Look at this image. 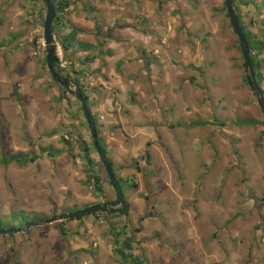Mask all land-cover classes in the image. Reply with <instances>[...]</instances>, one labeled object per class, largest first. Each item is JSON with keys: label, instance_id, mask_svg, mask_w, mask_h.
Listing matches in <instances>:
<instances>
[{"label": "rangeland", "instance_id": "1", "mask_svg": "<svg viewBox=\"0 0 264 264\" xmlns=\"http://www.w3.org/2000/svg\"><path fill=\"white\" fill-rule=\"evenodd\" d=\"M72 1L61 21L88 32L81 33V43L97 49L77 46L67 62L56 37L57 52L89 97L100 144L124 180L131 211L127 219L97 213L39 225L112 202L116 193L106 180L103 196L88 183L90 167L101 173L105 168L92 148L81 103L54 81L45 64L43 0H0V160L4 155L35 160L24 166L0 163V224L18 229L23 217L35 220L22 233L0 235V264H127L114 252L112 230L125 222L136 243L134 254H144L146 264H264V114L245 82L242 50L224 0H148L149 6L145 1L137 6L136 0L133 8L119 6L118 0ZM256 2L259 10L241 7L254 34L264 19V0ZM95 17L104 35L113 30L103 47L106 36L97 35ZM129 19L141 29L134 35L116 26L126 27ZM159 27L163 37L174 34L186 50L183 59L165 62L168 75L158 68L160 53L154 51L145 52L156 65V71H148L144 55L137 53L140 41L124 46L130 50L125 59L133 61L125 74L107 64L113 40L134 39L145 30L156 36ZM88 56L98 58L97 67L79 63ZM103 69L110 84L100 79ZM189 85L197 88L194 97H185L191 109L186 113L173 96ZM110 98L114 107L107 106ZM195 103L206 109L197 112ZM189 118L211 120L213 129L191 138L178 130ZM242 120L257 124L231 125ZM223 130L227 133L219 134ZM49 147L63 153L50 159L42 151Z\"/></svg>", "mask_w": 264, "mask_h": 264}, {"label": "trees", "instance_id": "2", "mask_svg": "<svg viewBox=\"0 0 264 264\" xmlns=\"http://www.w3.org/2000/svg\"><path fill=\"white\" fill-rule=\"evenodd\" d=\"M33 1L36 3L38 0H33ZM81 1L83 2V0H81ZM233 1H234L235 10H236L237 15L239 17L241 27H242L243 31L245 32V35H246L248 42H249V45H250L251 62H252V66H253L258 84L263 89V93H264V85H263V83H264V74H263V67H264V19H261V21H260L261 29L259 30L258 34H254V33L250 32L247 25L244 24L243 19H242V15H241V7H243V6L252 7V8L254 7L257 10L260 9V6H257L256 0H233ZM43 2H44V7L46 8L45 0H43ZM53 2L55 3L56 13H57V17H56V20H55L54 25H53V34H54V37H57V39L59 40V43L62 46V49H63L64 54H65V60L67 62L70 61L69 53L73 49H75L77 46H80L83 49H87L86 51L96 50L97 49L96 47L91 46L89 44H82L80 41L81 33H88V32H85L84 30H81L80 28H75L74 26H71L70 24L66 25V24H64L63 21H61L62 15L68 14L70 12L71 7L73 6V1L72 0H53ZM91 10L93 12L95 11L93 9H91ZM223 10L226 13V17L229 19L230 27L234 31L233 26H232L231 21H230V18H229V15L227 13V8H226L225 2H224V9ZM46 11H47V8H46ZM94 20L96 22V31H97L96 33H97V35H99L101 37H105L106 35H104V26L102 25L101 22H99L97 17H95ZM66 29L69 30L70 32L69 33L65 32ZM259 35H261V36H259ZM259 37H261L260 41L258 39ZM105 38L100 41V47L106 46L108 39H110L109 36L107 37V39H105ZM238 44L241 47L239 41H238ZM107 55L109 57H111L112 51H108ZM72 58L73 57H71V59ZM98 61L99 60L97 57L88 56L87 58L80 59L79 63L84 67L85 66L88 67L90 65L96 64ZM55 63H56V68L58 69V71L63 76L70 79L71 78L70 71L68 70V68H66V69L61 68L60 59H59L57 54L55 57ZM45 64L47 65V56H46ZM120 67H121V65L119 64V66L117 68L119 73H120ZM81 74H84V72ZM245 82L248 85L247 76L245 78ZM73 87L74 88H80L83 91V94L87 98V101L89 103V97L87 96L86 91H85L82 83H80L79 79L76 80V82L73 84ZM18 98H20L19 95H18ZM131 101L133 104H136V94H133V93L131 94ZM90 108L91 107L89 106V109ZM90 111H91V109H90ZM93 118H94L96 127H98L96 119L94 116H93ZM219 124L222 126L223 123L220 122ZM254 124H257V122L253 121V120H243V121H237L236 123H231L232 126H238V127H250V126H253ZM209 125L210 124L208 122L197 121V122H192L190 124H180L179 127H182V128L184 127V128H189V129L194 128L195 129V128H204V127H207ZM223 127H224V124H223ZM88 129L91 132V127L89 126V124H88ZM97 132L99 135L98 129H97ZM91 134H92V132H91ZM100 140L101 139L99 137V141ZM85 146L87 147L86 149H87V155H88L90 150L86 144H85ZM103 147L105 150V155L108 158L105 146H103ZM92 148L94 149L95 152H97V150L94 147L93 142H92ZM42 151H43V153H47L48 157L50 159H54L55 157H57L63 153L62 150H58V149H55L53 147L43 148ZM146 158L148 159V162L151 160V154L149 151L146 152ZM34 161L35 160H33V159L29 160L28 158L22 159L20 156H17V155H9V156L4 155L2 160H0V163L5 165V166L10 165L11 163H17L18 165L24 166L27 163L34 162ZM109 161H110V163L113 167V170H114V166H113L112 161L110 159H109ZM89 163H90V161H89ZM114 172H115V170H114ZM88 179H89L88 183H89V185L92 186L93 190L97 194H100L102 196L105 193V187H104L105 186V180L107 181L109 186L114 187L113 184L111 183L110 179L108 178L106 170H104V172L101 173V172L96 171V170L91 171V167H90L89 171H88ZM118 179H119L120 184L122 181H124L122 178L118 177ZM133 187H134V189H137V187H138L135 181L133 182ZM126 204H127V211L126 212L121 211L120 213H124V214H122L123 216L120 215V217H124V215L128 216L130 214L129 213V209H130L129 203L126 202ZM98 214H103L104 217H106V219H113L114 220L115 218L119 217V215L113 214V212H110V211H105V212H101ZM92 215H94V214H92ZM20 221H22L21 224L23 225L22 228L17 229L20 231H25L27 228L33 226L35 223V220L30 219L28 217H23V219ZM1 229H7V228L4 227L2 224H0V230ZM13 229H15V228H13ZM128 229H129V226L127 225L126 222L124 223L123 226H120V227H117L116 224L113 225V227H112V230L114 232L113 245L115 248V250H114L115 254H117L118 257H120V259L127 264H146L148 260L146 259L144 254H138V255L134 254L136 243H135L134 238L132 236H128L129 235ZM61 230L65 234V230L64 229H61ZM15 234L16 233H11L9 235L14 236Z\"/></svg>", "mask_w": 264, "mask_h": 264}, {"label": "water", "instance_id": "3", "mask_svg": "<svg viewBox=\"0 0 264 264\" xmlns=\"http://www.w3.org/2000/svg\"><path fill=\"white\" fill-rule=\"evenodd\" d=\"M224 2L226 4L227 13L229 15L234 32L236 36L238 37V40L241 45L248 85L252 93L257 98L260 108L264 114V93H263V89L258 84L256 75H255V72L252 66L251 49H250L248 39L245 35V32L243 31L241 27L239 17L235 10L234 1L224 0ZM45 3L47 7V15H46V19L44 22V37H45V42H46L48 70L52 78L54 79V81L60 87L65 89L67 92H69V94L74 96L81 103L82 110L85 114V117L87 119L89 126L91 127L92 140H93L94 147L97 150V153L100 156L103 165L105 166L106 173L111 183L114 186L118 199L116 202L96 204L87 209L77 211L72 214L56 217L51 220H47L39 225L42 226V225L54 224L58 222L75 220L79 218H86L92 214H97V213H101L105 211L114 212L115 211L114 208L120 207V206L122 207V211L126 212L127 204H126L125 194L122 191V187L119 182V179L117 178L109 159L105 155L104 147L100 144L97 127H96L94 118L91 114V111L89 109L87 98L84 96L83 91L80 88H75L74 90L71 84V80L63 76L56 68L55 57L57 54V46L55 44V37L53 34V25L57 17L56 6L53 3V0H45ZM22 232L23 231H20L17 229H1L0 235L11 234V233H22Z\"/></svg>", "mask_w": 264, "mask_h": 264}, {"label": "crops", "instance_id": "4", "mask_svg": "<svg viewBox=\"0 0 264 264\" xmlns=\"http://www.w3.org/2000/svg\"><path fill=\"white\" fill-rule=\"evenodd\" d=\"M144 1L146 2V6H149L148 0H138L137 1V6H138V3L141 4ZM119 2L121 3V4H119V6L121 5V7H123L125 5H126V7H130V5H131V7L133 8L134 6H136V0H118V3ZM121 7H118L117 9H120ZM118 13L120 14V12H118ZM127 21L129 23L127 24L126 27H124L122 25H118L117 22H116V26H118L119 32H121V33L122 32L123 33H125V32L128 33L130 30L131 31L133 30L132 31V35H134L137 31H140L141 30L138 27L131 26V24L134 23L133 20H130L129 19ZM170 27H171V25H170ZM158 29H160L159 30V34L156 35V36H153V34H151L149 32V30H148V33L145 30V32L142 33L141 36L136 34V36H135L134 39L128 38V40H123V38H125V36L121 35V37H119L118 39L113 40V42L111 44H109V46H108L109 51H112V56L109 57V60H107V62H108L107 64L113 63V64H115L117 66H119V64H120L121 65V67H120V73L117 72V74H119V75L125 74V72H124L125 71V68L130 67V65H131V63L133 61L130 60V59H128V60L125 59V58L129 57L130 50H126L124 48V46L125 45H127V46L129 45V47H130L131 45H133L134 41H140V43L142 44V48H140V47L136 48L137 49V53L140 54V56L141 55H144V56L141 57V62H143L145 64V66H148V71L149 72L156 71V69H155L156 68V65H151V63H149L147 57L145 56V54H146L145 52H147V51L153 52L154 51L156 54L157 53H160L159 54V58H158V62H159L158 68H161V71L165 72L168 75L169 74L168 73L169 72L168 71L169 70V67H167V65L165 64V62L167 60H171L172 62H174L175 59H183L185 57V55H186L185 54L186 53L185 52L186 50H185L184 47H182V45L180 43V40L177 37H175L174 34H172L174 36H172V35H165L164 34V37H163L161 31L164 28H160L159 27ZM94 67H97V64L94 65ZM195 70H197V69H195ZM105 72H106L105 69H103L102 70V74L99 75L100 76V79L102 78L103 80H105V82H107V84H110V82L108 80H106V78H105ZM203 81L205 83V79H203ZM186 83L189 84V80H187ZM206 86L207 85H204L203 86L204 89H202V90L207 91L205 89ZM188 88H191V89L189 90ZM188 88H186V86H185V89L184 88H180V90L178 92L174 93V96H173L174 102L176 103L177 107H180V110L182 109V107H184L183 104L185 105L184 111L186 113H188V111H190L191 109L186 106L185 97H187V95H189L191 97H194L193 90H194V88H197V87L195 85H193V87L189 85ZM185 94H186V96H185ZM161 98H163V100H164L165 97L162 96ZM107 103H109V104H107V106L108 105L113 106L114 100L112 98H110V99H108ZM195 104H197V103H195ZM196 106H198V104ZM200 109L201 110L206 109V106H204V107L200 106V108L198 106V107H196L195 110L198 112V111H200ZM180 110H179V112H180ZM162 111L165 112L164 110H162ZM190 113H191V111H190ZM187 117H191V116H187ZM192 122H193V120L189 118V121L188 120H186V121L181 120V122H179V124H182V123L190 124ZM204 122L212 123L211 120L204 121ZM196 129H199V128H195V129L194 128L193 129L192 128L189 129V128H184V127H183V129H182V127L178 128V130L186 131V133H188V135L191 136V138H192V137H196L198 135H202L204 133L203 131H206L208 129H213V127L209 125L207 127H204L200 131H198ZM222 132L227 133L226 130H223L219 134H221ZM208 144H209V142H208ZM197 148H198V150L200 149L199 146ZM112 163H113V161H112ZM211 164H213V162ZM138 195L139 194L137 193L136 196H134V197H138ZM129 205H130V203H129ZM130 207H131V205H130Z\"/></svg>", "mask_w": 264, "mask_h": 264}, {"label": "flooded vegetation", "instance_id": "5", "mask_svg": "<svg viewBox=\"0 0 264 264\" xmlns=\"http://www.w3.org/2000/svg\"><path fill=\"white\" fill-rule=\"evenodd\" d=\"M83 1H86V0H83ZM54 3V2H53ZM55 4V3H54ZM47 8V7H46ZM45 8V9H46ZM47 12V11H46ZM113 30H109V34H108V36L109 37H112V35H113V32H112ZM45 38V37H44ZM57 46V45H56ZM57 50H58V48H57ZM74 74H75V72H74ZM73 73H71V75H72V77L70 78V80H71V84H72V86H73V84L76 82V78L75 77H73V75H74ZM65 90V89H64ZM66 91V90H65ZM98 154V153H97ZM100 157V156H99ZM109 159V158H108ZM100 161H101V158H100ZM102 162V161H101ZM103 164V163H102ZM104 166V165H103ZM104 168H105V166H104ZM117 176V175H116ZM117 178H118V176H117ZM113 189H114V187H113ZM114 191H115V189H114ZM115 193H116V191H115ZM117 199H118V197H117V193H116V199L114 200V201H112V202H116L117 201ZM126 202H127V198H126ZM107 203V202H106ZM129 213H130V211H131V207H130V205H129ZM114 212H113V214H116V215H119V217L118 218H115L114 220H117V219H119V218H122V217H120V215H122V214H124V213H120L121 211H122V207L120 206V207H115L114 208ZM123 216V215H122ZM124 217L125 218H129V215L128 216H125L124 215ZM139 223V222H138ZM132 235V234H131Z\"/></svg>", "mask_w": 264, "mask_h": 264}, {"label": "built area", "instance_id": "6", "mask_svg": "<svg viewBox=\"0 0 264 264\" xmlns=\"http://www.w3.org/2000/svg\"><path fill=\"white\" fill-rule=\"evenodd\" d=\"M55 41H57L56 37H55ZM57 54H58V52H57ZM60 55H61V54H58V57H59V59H60V66H61V68L66 69L67 67H66L65 64L62 63V62H63V59L61 58Z\"/></svg>", "mask_w": 264, "mask_h": 264}, {"label": "bare ground", "instance_id": "7", "mask_svg": "<svg viewBox=\"0 0 264 264\" xmlns=\"http://www.w3.org/2000/svg\"><path fill=\"white\" fill-rule=\"evenodd\" d=\"M89 104V103H88Z\"/></svg>", "mask_w": 264, "mask_h": 264}]
</instances>
